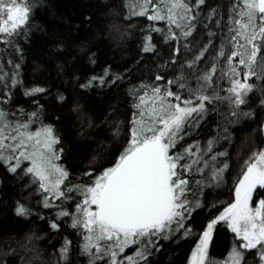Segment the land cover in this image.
<instances>
[{"label":"snow or ice","instance_id":"snow-or-ice-1","mask_svg":"<svg viewBox=\"0 0 264 264\" xmlns=\"http://www.w3.org/2000/svg\"><path fill=\"white\" fill-rule=\"evenodd\" d=\"M206 5L207 0H129L126 18L139 16L164 22L163 27L148 26L142 52H156L153 32L165 43H176L173 57L180 54L181 46L185 51L192 50L190 38L197 28L205 31L207 42L184 63L187 73L179 71L164 87L142 84L132 90L136 111L131 121L129 146L119 155L118 162L94 178L90 185L65 186L61 190L68 172L55 163L62 149L55 147L59 138L52 126L32 130V117L37 113L16 119V113L0 108V162H7V170L13 174L20 168L38 188L52 193L43 202L45 208L58 209L56 220L50 221L49 226L59 231L57 221L68 217L69 226L82 236L81 255L87 258V264H150L154 252L160 250L161 240L170 239L180 229H183L182 236L190 235L192 229L185 222L203 204L198 197L189 199L192 189L185 174L202 173L204 167H211L209 159L215 161L217 156L226 153L213 152L214 140H208L206 148L199 142L184 144L183 141L213 110L207 105L221 99L232 105V116L252 115L237 109L247 103L246 96L256 88V81H264V0H230L226 10L209 7L204 14ZM31 10V0H0V17H3L0 42L12 45L13 37L22 34L24 26L29 24ZM206 53L211 63L201 66ZM171 63L175 64V59ZM107 76L105 70L104 77L93 76L81 87H90L94 81L103 84ZM225 78L230 95L221 97L218 82ZM164 79L162 75L155 77L156 81ZM250 80L251 83L247 82ZM18 84L19 81L10 78L9 86ZM45 91L33 87L26 89L24 95L35 96ZM223 133L227 139V126ZM208 153L212 155L205 159ZM22 160L29 161L31 166L21 168ZM245 165L233 190L234 202L206 225L192 254V264H219L207 255L218 221H224L241 239L230 252L229 264H244L246 251L252 250H255L253 255H259L260 264H264V149L254 152ZM212 171V178L222 182V169ZM194 183L199 185L201 181ZM73 191L83 196L73 212L63 207V201L61 205L50 202L61 197L69 200V193ZM15 213L28 216L31 210L20 204ZM70 245L71 241L65 240L60 249L65 264ZM130 248L131 254H125Z\"/></svg>","mask_w":264,"mask_h":264},{"label":"trees","instance_id":"trees-1","mask_svg":"<svg viewBox=\"0 0 264 264\" xmlns=\"http://www.w3.org/2000/svg\"><path fill=\"white\" fill-rule=\"evenodd\" d=\"M128 3L129 0H31L29 24L24 26L22 34L13 37L12 45L0 42V73L3 74L0 108L16 113V119L37 113L32 117L31 129L52 126L59 138L55 147L62 149L59 164L68 172L61 190L65 186L90 185L94 178L118 162L119 155L129 146L131 121L136 111L132 90L142 84L164 87L179 71L187 73L184 63L207 42L205 31L197 28L190 38L192 50L185 51L181 46L180 54L173 57L176 43H165L153 32L156 52L144 53L141 45L148 26L163 27L164 22L139 16L126 18ZM229 3L230 0H207L204 14L209 7L226 10ZM173 59L175 64L171 63ZM210 63L206 53L200 64ZM105 70L108 76L103 84L94 81L90 87H81L93 76L104 77ZM156 75H162L164 81H156ZM10 78L19 84L9 86ZM33 87L46 91L35 96L24 95L26 89ZM169 87L177 91L174 86ZM228 87L226 78L218 82L221 97L230 95ZM261 89L264 81H256V88L246 96L247 103L237 109L250 112L251 117L232 116V105L221 99L207 105L213 110L183 141L184 144L199 142L206 148L207 141L214 140L213 152L226 155L212 161L209 159L212 153H208L205 159H209L211 167H204L202 173L185 174L192 189L189 199L198 197L203 207L185 222L191 227V234L182 236L183 229H180L170 239L161 240L160 250L154 252L150 264H188L206 225L222 213L227 202L234 200L233 190L245 162L254 152L264 149V104L261 103L264 91ZM225 126L227 139L223 138ZM214 168L222 169V182L212 178ZM31 180L21 170L11 173L7 162H0V264H65L60 255L65 240L71 241L67 264H87V258L81 255V234L66 220L57 221L59 231L50 228L49 222L56 220L58 209L43 206L44 199ZM195 180L201 184H195ZM69 195L71 199L66 205L83 199L78 191ZM20 204L30 209L31 215L17 216L15 208ZM211 236L208 258L219 264L241 243L225 222L216 223ZM254 251H246L244 264H260L259 255H253ZM131 252L130 248L125 254Z\"/></svg>","mask_w":264,"mask_h":264},{"label":"rangeland","instance_id":"rangeland-1","mask_svg":"<svg viewBox=\"0 0 264 264\" xmlns=\"http://www.w3.org/2000/svg\"><path fill=\"white\" fill-rule=\"evenodd\" d=\"M241 79H242V76L240 77ZM247 82H249V81H247ZM32 130H39V129H36V128H33ZM55 163L56 164H58V165H60L59 164V159L58 160H56L55 161ZM28 166H31V164H30V162L29 161H26V160H22L21 161V168H25V167H28ZM61 166V165H60ZM18 170H21L20 168H18L17 169V171ZM22 173L24 174V175H26L23 171H22ZM28 176V175H27ZM30 176V175H29ZM32 179V178H31ZM65 181V180H64ZM64 181H63V183L60 185V189H62V186H63V184H64ZM36 186H37V184H36ZM38 187V186H37ZM38 190H39V194L43 197V199H44V197L45 196H48V197H51L52 196V193L49 191V192H44L43 191V189H41V188H38ZM62 201H63V204H65V206H64V208L66 209V210H68L69 212H73V211H75V208H76V205H77V203L76 202H72V201H70L71 203V205H66L67 204V202H69L68 200H64V198L63 197H61L60 199H54V200H51L50 202L51 203H53V204H59V203H62ZM234 202V200L233 201H229V202H227L226 204H225V206H224V209L222 210V213L224 212V210L226 209V207L228 206V205H230L231 203H233ZM254 206H256V205H254ZM92 208H93V210H95V206H92ZM221 213V214H222ZM220 214V215H221ZM219 215V216H220ZM218 216V217H219ZM60 220H66V221H68V222H70V220H69V218L68 217H63V218H61ZM218 222H224V221H218ZM217 222V223H218ZM229 227V226H228ZM229 229L231 230V228L229 227ZM232 231V230H231ZM234 233V232H233ZM79 234H80V232H79ZM235 234V233H234ZM236 235V234H235ZM212 237V236H211ZM236 237H238L237 235H236ZM200 238H202V235H201V237ZM239 239H240V237H238ZM80 240H81V242H82V244L84 243V241H83V239H82V236L80 237ZM200 240V239H199ZM240 241H241V239H240ZM210 243H211V238H210V242H209V245H208V252H207V255H209V248H210ZM199 245V241H198V243L196 244V246H195V248L197 247ZM195 248L193 249V251H192V253H191V256H190V259H189V263L188 264H192V254H193V252H194V250H195ZM206 264H207V262H206ZM223 264H229V258L225 261V262H223Z\"/></svg>","mask_w":264,"mask_h":264}]
</instances>
